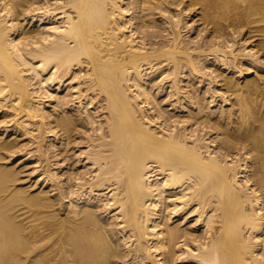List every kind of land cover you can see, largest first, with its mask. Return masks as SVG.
<instances>
[{
  "label": "bare ground",
  "instance_id": "1",
  "mask_svg": "<svg viewBox=\"0 0 264 264\" xmlns=\"http://www.w3.org/2000/svg\"><path fill=\"white\" fill-rule=\"evenodd\" d=\"M0 264H264V0H0Z\"/></svg>",
  "mask_w": 264,
  "mask_h": 264
},
{
  "label": "rangeland",
  "instance_id": "2",
  "mask_svg": "<svg viewBox=\"0 0 264 264\" xmlns=\"http://www.w3.org/2000/svg\"><path fill=\"white\" fill-rule=\"evenodd\" d=\"M26 166H27V167H26V171H27L28 169H30L31 166H29V165H26ZM26 174H27V173H26ZM26 176H27V175H26ZM26 179H27V180H26V184L28 183V185H30L31 181H32V183H33V181H34L35 178H34V177H32V178L29 177V178H26ZM37 186H38V185H37ZM37 186H36V187H37ZM36 187H35V188H36Z\"/></svg>",
  "mask_w": 264,
  "mask_h": 264
}]
</instances>
